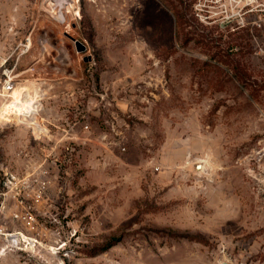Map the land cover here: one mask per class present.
<instances>
[{
  "label": "rangeland",
  "instance_id": "obj_1",
  "mask_svg": "<svg viewBox=\"0 0 264 264\" xmlns=\"http://www.w3.org/2000/svg\"><path fill=\"white\" fill-rule=\"evenodd\" d=\"M241 3L0 0V79L35 84L49 130L0 112V231L29 242L0 264H264V28Z\"/></svg>",
  "mask_w": 264,
  "mask_h": 264
},
{
  "label": "built area",
  "instance_id": "obj_2",
  "mask_svg": "<svg viewBox=\"0 0 264 264\" xmlns=\"http://www.w3.org/2000/svg\"><path fill=\"white\" fill-rule=\"evenodd\" d=\"M237 1L238 3L242 2L238 7L237 14L240 13L243 15L245 13H249L253 16L252 23L260 28H264V0H231ZM232 11L224 12V19L230 20L232 16ZM15 67L4 66L1 71V79H0V96L4 97L5 103L4 112L1 113L4 120L2 122H16V120L6 121L8 117L13 115L14 112L19 113V115L24 116L25 119L23 121H27L26 123L19 122V124L26 125L30 128L32 133L34 124L33 121L37 119H42V123L45 125V120L42 117L44 106L42 101V95L38 91L39 89H35L33 86L35 85L31 81H20L19 74L14 71ZM26 85H23V84ZM22 87V91L19 93V97L15 98L13 96V91L20 86ZM27 105H31L29 108H26ZM18 115V114H16ZM46 126V125H45ZM47 128V126H46ZM84 128H88L87 125H84ZM48 129V128H47ZM49 132V130H48ZM43 135V134H42ZM46 135V134H44ZM40 136V135H39ZM18 233L14 231H0V236L5 242L4 246L0 247V253L5 250V247L11 248H20L19 242L22 241L26 244L29 242L24 240V236L22 235L20 241L18 240ZM20 234V233H19Z\"/></svg>",
  "mask_w": 264,
  "mask_h": 264
},
{
  "label": "bare ground",
  "instance_id": "obj_3",
  "mask_svg": "<svg viewBox=\"0 0 264 264\" xmlns=\"http://www.w3.org/2000/svg\"><path fill=\"white\" fill-rule=\"evenodd\" d=\"M18 89H19V86L13 91L12 94H13L14 97H15L16 92H17ZM15 98H16V97H15ZM30 106H31V105H27L26 108H29ZM4 109H5L4 106L1 107V108H0V112H1V113L4 112ZM16 114H18V115H16ZM10 118H11L12 120H16V121H17V120L23 121V119H25L24 116L19 115V113H17V112H14L13 115L10 116ZM26 119H28V118H26ZM26 119H25V120H26ZM38 120H39V119H37L36 121H33V124L36 123ZM23 122L26 123L27 121H23ZM41 122H42V121H41ZM42 124H43V123H42ZM34 125H36V124H34ZM47 130H48V129H47ZM33 132H34V133H37L36 131H34V129H33ZM37 134H38V133H37ZM198 168H201V167L198 166Z\"/></svg>",
  "mask_w": 264,
  "mask_h": 264
},
{
  "label": "water",
  "instance_id": "obj_4",
  "mask_svg": "<svg viewBox=\"0 0 264 264\" xmlns=\"http://www.w3.org/2000/svg\"><path fill=\"white\" fill-rule=\"evenodd\" d=\"M74 45H75V48H76L77 51H81L82 52L86 48L85 44L80 42V41H78V40H74Z\"/></svg>",
  "mask_w": 264,
  "mask_h": 264
}]
</instances>
